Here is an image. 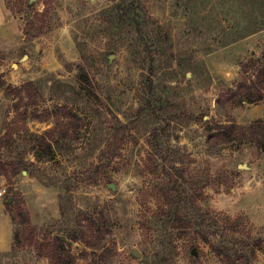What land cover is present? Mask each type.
<instances>
[{"label":"rangeland","instance_id":"1","mask_svg":"<svg viewBox=\"0 0 264 264\" xmlns=\"http://www.w3.org/2000/svg\"><path fill=\"white\" fill-rule=\"evenodd\" d=\"M143 6L173 37L171 63L154 79L132 67L115 30H109L112 24L105 20L113 9L110 0H0V81L5 83L0 86V135L7 110L15 103L7 92L26 81H36L42 91L39 116L57 105L77 104L78 64H84L97 84L100 107L96 118L78 111L84 126L62 152L56 149L37 159L30 151L25 158L34 164L28 171L11 180L1 178L0 203L11 219L18 209L6 207V197L21 198L38 238L67 237L70 229L78 232L87 215L103 231L109 230L101 249L69 240L71 264H90L101 254L112 257L106 264H225L200 239L193 247L187 237L160 243L161 233L151 219L157 208L155 186L144 174L149 133L136 115L150 99L157 106L175 105L164 123L165 138L193 171L214 181L201 205L237 219L254 239L264 240V151L246 139L214 149L217 143L210 141L216 124L227 123L229 116L245 131L256 120L264 123V90H251L254 97L263 94L256 103L219 106L225 99L220 83L236 90L246 81L245 68L250 67L251 83L261 65L264 0H144ZM45 10L47 15L34 24L51 30L36 37L32 16ZM148 80L157 84L143 100L137 89ZM34 114L30 108L28 127L42 135L53 124L34 119ZM118 120L127 124L126 131ZM115 141L121 149L101 162L100 153ZM2 213L0 231L10 230ZM11 224L9 244L0 248V264H50L34 246L15 242L16 227ZM253 248V264H264V241Z\"/></svg>","mask_w":264,"mask_h":264},{"label":"trees","instance_id":"2","mask_svg":"<svg viewBox=\"0 0 264 264\" xmlns=\"http://www.w3.org/2000/svg\"><path fill=\"white\" fill-rule=\"evenodd\" d=\"M113 4L111 15L105 22L111 23L109 30L114 31L119 41L124 45L127 58H130L133 68H140L147 72L152 79L158 76L160 69H166L171 63L173 55L169 54L173 37L167 26L159 23L149 16L144 8V0H110ZM32 11V10H31ZM47 10L36 12L33 17L32 28L34 35L39 37L51 30V27L37 26L35 21H40ZM29 32H27L28 34ZM251 32L250 34H253ZM248 34V35H250ZM261 65L257 68L255 79L248 83L250 67L245 68L244 84L236 90L226 88L220 83L225 99L219 100V106L226 109L227 104L236 103L243 106L244 102L256 103L264 97L258 94L251 95V90H264V55ZM78 82L81 85L80 96H75L77 104L57 105L51 110H45L44 116H39L36 110L40 106L43 94L34 80L23 83L22 86L13 88L7 92V96L15 99V103L7 110L6 119L0 135V179L11 180L16 178L34 164L27 161L25 156L34 151L37 159L41 156H49L56 149L63 151L66 142L72 140L84 126V118L78 111L89 112L90 117H97L100 113L99 98L96 92L97 84L91 79V74L84 64H78ZM1 77V76H0ZM154 80H148L140 85L138 95L145 100L146 95H151L155 89ZM0 86L5 83L0 81ZM220 86V87H221ZM263 95V97H262ZM222 97V98H223ZM156 101L150 99L136 115V122L148 128V153L144 166V174L149 175L154 187L153 198L156 205L152 219L153 227L161 233V244L165 240L187 237L193 247L200 239L210 249L221 257L225 264H253L255 259V247H262V239H254L246 228H241L237 219L205 209L201 205L206 201V189L214 185L210 175L199 174L193 171L179 150L174 149L165 138V128L168 113L176 111L175 105L157 106ZM35 109L34 119L40 122H50L53 126L44 134L31 132L28 127V111ZM22 109H24L22 111ZM92 114V115H91ZM100 117V116H98ZM227 123H218L213 128L214 134L210 141L215 140L211 148L231 143L235 140L246 139L257 145L264 151V123L260 120L250 124L246 131L233 117L227 118ZM119 121V120H118ZM120 127L127 130V124L119 121ZM105 122L95 124L103 126ZM58 135L57 138L55 136ZM116 142V141H115ZM107 144L100 153L102 162L108 153L116 155L121 148L118 141ZM215 145V146H214ZM30 148V150H28ZM41 152L45 153L41 155ZM12 202L9 203V199ZM21 198L16 195L7 196L6 207H17L16 215L11 214L12 223L16 227L14 240L19 244L34 246L40 257L48 259L50 264H71L67 254L71 243L82 242L91 249H101L103 240L109 230H104L100 223L90 215L84 216L80 231L68 230L67 241L59 237L43 236L38 238V228L31 223L28 211L22 208ZM149 223V222H147ZM182 235V236H181ZM15 247V246H14ZM110 255L101 254L98 261L90 264H106Z\"/></svg>","mask_w":264,"mask_h":264},{"label":"crops","instance_id":"3","mask_svg":"<svg viewBox=\"0 0 264 264\" xmlns=\"http://www.w3.org/2000/svg\"><path fill=\"white\" fill-rule=\"evenodd\" d=\"M0 212H4L2 213V216L4 217V220L6 225H9L11 227L10 230H7L6 228H2L1 231H0V248L4 249V248H7L8 244H9V241H10V233H11V230H12V224H11V219L5 214V211L3 210V205L2 203H0ZM6 231L5 233V236L2 234V231ZM5 246L4 248L1 247V246Z\"/></svg>","mask_w":264,"mask_h":264},{"label":"water","instance_id":"4","mask_svg":"<svg viewBox=\"0 0 264 264\" xmlns=\"http://www.w3.org/2000/svg\"><path fill=\"white\" fill-rule=\"evenodd\" d=\"M30 2L33 3L34 0H30ZM11 202H12V198L9 199V203H11ZM60 239H61L62 241H67L66 237H64V236H61ZM134 254H135L136 256H140V253H139L138 251H134Z\"/></svg>","mask_w":264,"mask_h":264},{"label":"built area","instance_id":"5","mask_svg":"<svg viewBox=\"0 0 264 264\" xmlns=\"http://www.w3.org/2000/svg\"><path fill=\"white\" fill-rule=\"evenodd\" d=\"M3 195V193L2 192H0V197Z\"/></svg>","mask_w":264,"mask_h":264}]
</instances>
